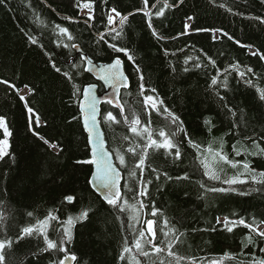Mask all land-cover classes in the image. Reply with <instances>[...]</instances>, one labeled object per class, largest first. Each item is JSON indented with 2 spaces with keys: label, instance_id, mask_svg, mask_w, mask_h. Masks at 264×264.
Here are the masks:
<instances>
[{
  "label": "trees",
  "instance_id": "obj_1",
  "mask_svg": "<svg viewBox=\"0 0 264 264\" xmlns=\"http://www.w3.org/2000/svg\"><path fill=\"white\" fill-rule=\"evenodd\" d=\"M154 2L155 0H149L148 5L153 13L162 7L160 4L157 5V9H152ZM220 4H224L225 7H220ZM31 5V8L28 7V0H8L7 8L0 5V79L9 80L17 89H23L25 84L34 89V94L27 99L29 106L34 108L41 120L46 121V124H42L36 131L44 136L49 144L46 145L29 131L26 109L19 100L16 90L0 84V116L6 118L12 132V136L8 138L11 158L5 157L0 161V212L14 217L12 221L14 224L24 226L35 219L44 218L50 210H54L63 221L69 215H78L83 209H94V212L89 213L87 220L75 225L71 250L77 254L80 264H124L118 257L124 246L125 236H129V246H132L127 227L129 214L125 213L117 219L116 214L89 184L93 166L75 163L77 160L90 158V148L87 133L82 125L79 105L72 96V82L62 73L71 71L69 65L65 63L66 58L76 59L78 54L73 49L69 57L68 49L56 46L54 41L57 36L52 27L55 24L67 27L77 37L75 42L98 62H110L115 54L101 41L100 54L95 55L98 50L95 40L98 37L83 23L87 19L86 9L81 10L77 0H31ZM112 7L122 14L134 13L129 17L125 27L123 42L118 40L116 43L131 49L145 74L146 86L157 89L168 108L183 120L184 127L192 138L207 147L212 138L223 137L224 152L230 159L240 161L247 159L257 171L264 170V156L242 154L234 157L232 145L236 140L233 136L226 135L232 124L227 111L221 108V102L209 90L210 77L216 75V68H213L207 59V57L214 59L216 67L220 69L239 62L242 67H251L255 73L254 75L248 73L246 78L251 79L253 83L247 85L243 81L237 84L239 77L233 71L229 77V89L220 90V94L226 97L228 105L237 112L235 117L237 121L241 110L244 111L248 129L240 138L250 147L251 142L243 139L244 136L253 135V130L256 135H264V102L259 99L258 91L264 89V60H261L259 55H251L249 48L240 47L235 41L251 46L258 53H264V23L255 19L264 17L262 0H215V3L212 0H185L179 7L166 10L163 18L153 15V27L160 35L168 38L165 40H158L153 36L148 27L147 17L143 12L137 11L144 7L143 0H94L93 29L104 31L106 17ZM229 7L232 12L227 11ZM33 10L48 24L47 28L35 20ZM188 16H194L195 19L186 21ZM69 17L71 19H68ZM186 22L191 25L188 29L189 34L179 36V33L185 31ZM197 28L223 29L234 39L223 37L214 41L212 32L193 31ZM26 34L37 37L43 48L31 44ZM105 38L112 42L109 37ZM181 48L184 49L183 52L177 51ZM164 49L169 50V55H165ZM172 52H176V55H171ZM48 54H51V60L56 62V66L61 68L60 73L51 66ZM120 56L124 60L126 73L131 81V87L121 91V103L127 101L125 114L128 106L132 105L141 114V119L147 122L142 97L138 94V76L126 57L123 54ZM186 56H198L205 65H208V70L192 68L184 72ZM191 63L187 65L190 68ZM170 65L175 67V72ZM74 79L81 85V89L88 83H98L90 73L74 76ZM99 89L102 91L103 86L101 85ZM106 110H112L114 114L119 111L102 104L101 116ZM206 118L215 125L211 133L208 131L210 125L204 124ZM102 125L109 146L113 145L114 138L116 145L123 144L127 147L131 143L120 139L124 135L132 136L126 127L113 125L110 129L105 124ZM163 125V117L153 112L151 126L157 128ZM3 138V131L0 130V139ZM177 139L181 141V162H173L171 158H166L162 154L163 150L151 155L150 161L161 172L166 171L172 177L183 175L185 171L189 172L191 182L166 181L161 176L159 182L153 180V185L149 186L156 207L162 209L164 216L168 217L171 223H175L181 231L187 230L186 237H182L186 242L183 246L177 245V249L186 256L205 258L204 264L212 259H220L225 253L234 254L237 259H251L249 255H240L243 247L241 241L245 240L249 229L239 226L229 233L221 225L216 224V217H228L230 220L243 217L249 223L253 218L256 221H264V191L252 192L250 195L238 194L239 191L251 187L264 186L253 185L249 180L247 185L233 186L238 189L237 193H208L201 199L202 190L195 181L204 179L207 183L213 182L207 181L201 172L193 173L191 161L194 160V150L188 146L182 134ZM52 144H56L62 151L57 154L51 147ZM149 151L151 153V150ZM126 160L129 165L135 163L131 154L126 155ZM224 169L227 177L236 172V169L228 165H224ZM123 174L122 192L131 202L133 192H128L124 187L125 183L134 191L138 185L135 180L127 177V169H124ZM149 175L150 173L145 170V178ZM156 183L163 185L159 192L155 189ZM216 184L228 187L219 182ZM66 195L75 196L77 201L69 204L64 200ZM146 211H150V206ZM28 212H33V217H28ZM143 219L154 218L142 215L141 220ZM155 219L158 221L159 237V224L163 217L158 214ZM136 227L139 228L140 225ZM213 227L217 230H200ZM193 229L197 230L192 231ZM18 230V227H13L7 235L14 237ZM53 235L50 232V236ZM252 235L256 238L254 233ZM0 238H4L3 235H0ZM39 246L43 247L42 241ZM261 247H264V242H260L255 249L250 245L243 251L246 254L255 251L256 257H264V253L260 252ZM35 251L37 241L28 239L15 245L12 255L16 258L17 264L21 261L31 264V259L36 258L30 259L29 254ZM54 258L55 253H45L38 259L37 264H48L49 260ZM197 264H200L199 259ZM223 264H235V261L224 260Z\"/></svg>",
  "mask_w": 264,
  "mask_h": 264
},
{
  "label": "snow or ice",
  "instance_id": "obj_2",
  "mask_svg": "<svg viewBox=\"0 0 264 264\" xmlns=\"http://www.w3.org/2000/svg\"><path fill=\"white\" fill-rule=\"evenodd\" d=\"M185 0H155L152 4V9H157V5L162 4V7L158 8L154 13L148 7L149 0H143V8L137 9L139 12H143L147 17L148 27L151 29L152 34L158 40L168 39L159 34L157 29L153 27V15L157 18L165 17L166 10H171L179 7ZM215 3V0H212ZM78 6L83 9H88L87 19L83 23L88 26L89 30H92L97 35L95 44L98 46V50L95 55H99V45L101 41L111 49L114 53V57L109 63L97 64L94 59L89 55L79 43H76L77 37L69 31L67 27H62L59 24H55L52 27V31L56 34L57 39L54 41L57 47H63L69 50V57L71 56V50H75L78 54L76 59L66 58L67 63L71 71H64L62 74L70 82H72L73 92L72 96L76 98V102L79 105L82 123L85 131L88 133L87 143L90 148V158L84 160H77L75 163L81 165H93L94 173L92 179L89 181L91 188L97 193L103 202L112 210L117 219H120L125 213H128V229L130 231V237L132 246H129V236L124 237V246L120 252L118 260L124 262V264H197V260H200V264H204L205 258H197L195 256H186L179 252L177 245L183 246L186 242L182 237H186V231H181L175 223H171L169 218L164 216L162 209L156 207L155 200L152 198L149 192V186L153 185V180L159 182L161 176L166 181H189L191 177L189 172L185 171L183 175L176 177L170 176L166 171L161 172L157 167L153 166L150 161V156L155 155L160 150H163V155L166 158H171L173 162H181L182 160V148L181 141L177 138L182 134L184 140L190 148L194 150V160L191 161L193 173L201 172L203 177L207 178V181L213 183H207L204 179L195 181L202 190L201 199L205 197V194H229L237 193L238 189L233 187L235 185H247L249 180L253 185L264 186V170L257 171V169L251 166V162L247 159L244 161L230 159L229 155L224 152V140L223 137L212 138L207 147L197 142L187 132L184 127L183 120L171 109L168 108L164 99L159 95L155 87H147L145 83V74L143 73L140 65L137 63L134 54L131 49L122 44L116 43V41L123 42L124 30L128 24L129 17L134 13L122 14L115 7H112L107 14V24L104 25V31L93 29L92 21L94 20L93 5L94 0H77ZM264 3V0H262ZM0 5L8 7V0H0ZM220 7H225L224 4H220ZM28 7H32L31 0H28ZM11 10V9H9ZM227 11L232 12L229 7ZM243 15V13H237ZM33 15L36 21L40 22V25L44 28L48 27V24L41 19L39 15L33 10ZM68 19H71L70 17ZM118 19V25H117ZM194 16L186 17V21H193ZM261 23H264V17H255ZM116 25V26H114ZM185 31L179 33V36L188 35V29L191 27L190 23H185ZM195 32H212V39L214 41L227 37L229 40L234 38L223 29H194ZM217 33L219 35H217ZM105 37H109L112 42H109ZM27 40L33 44L43 48V44L39 42V39L32 35L26 34ZM178 37H171V39H177ZM67 41V42H65ZM240 47H247L251 51V55H259L261 60H264V53H258L256 50H252L251 46L243 45L240 41H235ZM177 51L183 52L184 49H178ZM202 51V50H201ZM165 55H169V50L164 49ZM120 54H123L133 65V71L138 76V94L142 97V106L144 113L147 116V122L141 119V114L132 105L128 106L127 114H125V104L121 103V90L129 89L131 87V81L129 76L124 71V60L121 59ZM223 55V53H221ZM49 59L51 66L57 73L61 72V68L56 66V62L51 60V54ZM171 55L175 56L176 52H172ZM205 56L207 54L205 53ZM209 64L216 68V75L210 77V84L208 85L214 95L221 102V108L226 110L229 114L232 127L229 129L226 135H231L236 140V143L232 145V152L234 157H238L242 154L251 156H264V135H256L253 130V135L244 136L243 139L250 141L251 146L246 145L240 138L243 133L248 129V122L245 119L244 111L241 110L239 115V121L235 119L237 112L228 105L226 97L220 94L221 89H229V77L234 71L239 77L236 83L243 81L247 85H252V80L246 78L248 73L255 74L251 67L241 66L239 62L228 64L223 69L216 67V61L211 57H207ZM191 63V68L188 67ZM183 68L184 72L194 69L208 70V65H205L200 58L186 56L184 59ZM172 71L176 69L173 65ZM84 73H92L95 78L102 82L105 94L100 96L97 94V89L101 85L97 83H88L83 86L75 82L74 76L79 77ZM223 76V79H221ZM0 84L7 85L10 89L16 90L18 98L23 102V106L26 109L28 116L29 131L34 136H37L46 145L49 141L44 136L40 135L37 128L42 124H46V121H42L41 117L35 112L34 108L29 106L27 97L34 94V89L25 84L23 89H17L16 85L10 83L7 79H0ZM259 99L264 102V89H258ZM147 93V94H146ZM131 95V93H129ZM101 104H107L111 108L118 109V113L114 114L112 110H106L101 116ZM155 112L158 116L163 117V127L153 128L152 125V113ZM33 117L35 119L33 120ZM119 117V118H118ZM77 119V117H73ZM33 123L35 128H33ZM101 123L105 124L108 128H112L113 125H122L126 127L132 136L124 135L120 139L124 142L131 141L127 147L123 144L116 145L115 138L113 139V145L109 146L105 133L101 130ZM204 124L208 127L209 133L212 131L213 125L211 120L206 118ZM0 130L3 131L4 139H0V161H3L5 157H10V143L9 137L12 136L6 118L0 116ZM214 145H217L214 147ZM240 145V147H237ZM52 148L57 149V154L62 149H59L56 144L51 145ZM151 150V153L150 151ZM131 154L135 163L129 165L126 160V155ZM11 158V157H10ZM224 165L230 166L232 169H236V172L231 177H227L224 169ZM124 169H127V177L131 180H135L138 188L134 191L125 183V188L128 192H133L131 202L128 196L121 191V180L124 178ZM145 170L150 175L145 178ZM137 173L139 177L137 178ZM216 182L228 187L217 186ZM163 185L156 183L155 189L157 192L162 190ZM6 191V190H5ZM264 191V187H251L250 189L239 191L240 195H250L252 192ZM187 196V192H185ZM64 200L69 204L77 201V198L73 195H66ZM147 201V203L145 202ZM150 211H146L149 209ZM94 209L86 208L79 212L78 215H69L66 220H61L54 210H50L47 215L42 219H35L34 222L28 223L24 226L14 224V217L6 216L3 212H0V235L4 238H0V264H17L16 258L12 255L15 251V245L21 241L28 239L37 241V251L30 253L31 264H37L39 258L45 253H55L56 258L49 260L48 264H80L77 254L71 250V245L74 239V228L77 223H82L87 220L90 212H94ZM163 217L162 222L159 224L160 236L157 235L158 221L155 219L157 216ZM33 212H28V217H33ZM151 216L154 219H143L141 216ZM55 222V224L53 223ZM123 226V221H121ZM216 224L221 225L227 232L232 233L236 227L243 226L249 229V234L245 240H242L243 245L241 249V256L249 255L252 258L248 260L237 259V256L230 253H225L220 259H212L207 264H223L224 260L235 261V264H264V257H256L255 251L252 253H244L243 249L248 248L250 245L255 249L260 242H264V221H256L253 218L252 222H247L243 217L238 220H230L228 217L221 219L216 217ZM136 225H140L139 228ZM146 225V227L144 226ZM13 227H18V232L14 237L8 236L7 233ZM193 229L192 231H196ZM201 231H216L215 227L211 229H200ZM50 232L53 236H50ZM252 233L255 234L254 238ZM42 241L43 247L39 244ZM176 249V250H174ZM260 252L264 253V247L260 248ZM62 254V255H60ZM20 264H26L21 261Z\"/></svg>",
  "mask_w": 264,
  "mask_h": 264
},
{
  "label": "water",
  "instance_id": "obj_3",
  "mask_svg": "<svg viewBox=\"0 0 264 264\" xmlns=\"http://www.w3.org/2000/svg\"><path fill=\"white\" fill-rule=\"evenodd\" d=\"M94 62L95 63H97V64H100V63H102V62H97V61H95L94 60ZM109 63V62H108ZM124 71H125V66H124ZM126 72V71H125ZM127 74V73H126ZM91 75L95 78V76H94V74H92L91 73ZM96 79V78H95ZM97 80V79H96ZM98 81V80H97ZM97 83V82H96ZM99 83H101L102 84V82H100L99 81ZM99 83H97L98 85H99ZM122 91V90H121ZM97 94L98 95H100V96H103L104 94H105V92H104V88H103V90L102 91H100L99 90V87H98V89H97ZM101 106H102V104L100 105V109H101ZM80 109V108H79ZM81 121H82V118H81ZM84 128V127H83ZM85 130V129H84ZM101 130L102 131H104V133H105V130H104V128H103V126H102V123H101ZM86 132V131H85ZM87 133V132H86ZM87 136H88V133H87ZM105 139H106V134H105ZM106 141H107V139H106ZM108 143V142H107ZM93 166V165H92ZM94 166H93V170H92V174H91V177H90V180L92 179V176H93V173H94ZM122 182H123V179L121 180V184H120V187H121V191H122Z\"/></svg>",
  "mask_w": 264,
  "mask_h": 264
},
{
  "label": "rangeland",
  "instance_id": "obj_4",
  "mask_svg": "<svg viewBox=\"0 0 264 264\" xmlns=\"http://www.w3.org/2000/svg\"><path fill=\"white\" fill-rule=\"evenodd\" d=\"M87 12H88V11H87ZM117 22H118V19H117ZM114 26H115V25H114ZM4 138H5V137H4ZM4 138H3V139H4Z\"/></svg>",
  "mask_w": 264,
  "mask_h": 264
},
{
  "label": "bare ground",
  "instance_id": "obj_5",
  "mask_svg": "<svg viewBox=\"0 0 264 264\" xmlns=\"http://www.w3.org/2000/svg\"><path fill=\"white\" fill-rule=\"evenodd\" d=\"M82 125H83V123H82Z\"/></svg>",
  "mask_w": 264,
  "mask_h": 264
}]
</instances>
